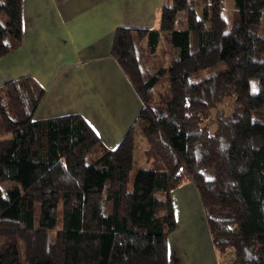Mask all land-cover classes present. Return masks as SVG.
I'll list each match as a JSON object with an SVG mask.
<instances>
[{"label":"trees","instance_id":"16d2710c","mask_svg":"<svg viewBox=\"0 0 264 264\" xmlns=\"http://www.w3.org/2000/svg\"><path fill=\"white\" fill-rule=\"evenodd\" d=\"M234 2L230 24L226 0H165L156 30L116 29L111 57L144 127L114 150L80 114L35 120L47 92L32 76L0 87V264H169L172 193L187 181L219 254L264 264V0ZM22 4L0 0V59L22 44ZM165 33L175 60L143 73Z\"/></svg>","mask_w":264,"mask_h":264},{"label":"crops","instance_id":"0c3cea01","mask_svg":"<svg viewBox=\"0 0 264 264\" xmlns=\"http://www.w3.org/2000/svg\"><path fill=\"white\" fill-rule=\"evenodd\" d=\"M164 4L165 0H23V41L0 59V87L32 76L47 92L35 120L80 114L114 150L142 108L111 57L114 33L120 27L156 30ZM172 203L177 229L168 239L169 264H230L228 254L221 256L214 246L197 186L184 183L173 191Z\"/></svg>","mask_w":264,"mask_h":264},{"label":"rangeland","instance_id":"374dc122","mask_svg":"<svg viewBox=\"0 0 264 264\" xmlns=\"http://www.w3.org/2000/svg\"><path fill=\"white\" fill-rule=\"evenodd\" d=\"M234 7H235L234 0H226L224 16H225L226 20L229 22V24H230L231 19H232ZM186 20H187V13L186 12L179 13L178 19H177L176 29L184 28L186 26ZM262 23H263V27H264V15H263V18H262ZM162 37H163V44L160 47L161 49L159 50V52L156 55H154V56L144 57L145 59H143V61H142L143 70H144L143 72L145 74L147 72L146 71L147 68L149 69V72H154V71H157L158 69H160L162 67L168 66L169 64H171L175 60V56H174V53L172 51V46H171V43H170V34L169 33H165V34L162 35ZM145 62L147 63V68H146ZM225 70H226V66L221 64V65L217 66L213 70H208L206 73H207V75H209V74L223 72ZM156 91H157L158 99L162 101V95H163L162 88L160 86H158L156 88ZM140 102H141V100H140ZM141 105H142V102H141ZM224 105H226L227 108H229V110H230L232 105L234 106V100L233 99H229V100H227V102H225ZM140 111H136V114H139L138 112H140ZM231 112H232V109L230 111H227V115L230 114ZM207 124L209 126L210 132L214 133L215 130H216V121H215L214 115L211 116V118L209 119ZM130 125H131V127L132 126L135 127V130L137 132L138 138H140L141 135H142V129H141V126H140V122L138 124H136V120H134L133 123H131ZM131 127L129 126V130H130ZM107 141H108L107 138H102L101 139V143L104 146V148L109 149L108 146H107ZM120 141H122V139ZM134 157H135V161L137 163H140L141 159H142V153L137 150L135 152ZM204 174H205L206 178H210V177L213 176V172H205ZM11 186H12L11 182H8V183L3 185V191H4V195L5 196H6L7 190ZM38 210H39V207L37 206V212H38ZM37 218H38V216H37ZM228 258H230L232 260L234 259V253H233L232 250L228 253L227 259Z\"/></svg>","mask_w":264,"mask_h":264}]
</instances>
